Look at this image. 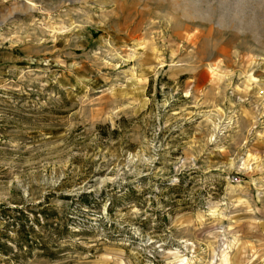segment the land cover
<instances>
[{
	"label": "rangeland",
	"instance_id": "obj_1",
	"mask_svg": "<svg viewBox=\"0 0 264 264\" xmlns=\"http://www.w3.org/2000/svg\"><path fill=\"white\" fill-rule=\"evenodd\" d=\"M0 264H264V0H0Z\"/></svg>",
	"mask_w": 264,
	"mask_h": 264
}]
</instances>
